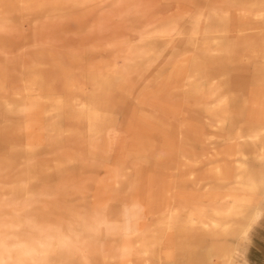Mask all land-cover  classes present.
I'll return each mask as SVG.
<instances>
[{
  "label": "rangeland",
  "instance_id": "1",
  "mask_svg": "<svg viewBox=\"0 0 264 264\" xmlns=\"http://www.w3.org/2000/svg\"><path fill=\"white\" fill-rule=\"evenodd\" d=\"M263 231L264 0H0V264H253Z\"/></svg>",
  "mask_w": 264,
  "mask_h": 264
},
{
  "label": "crops",
  "instance_id": "2",
  "mask_svg": "<svg viewBox=\"0 0 264 264\" xmlns=\"http://www.w3.org/2000/svg\"><path fill=\"white\" fill-rule=\"evenodd\" d=\"M258 236L259 239L264 242V231ZM251 259L253 264H264V249H261L258 245H255L251 254Z\"/></svg>",
  "mask_w": 264,
  "mask_h": 264
},
{
  "label": "bare ground",
  "instance_id": "3",
  "mask_svg": "<svg viewBox=\"0 0 264 264\" xmlns=\"http://www.w3.org/2000/svg\"><path fill=\"white\" fill-rule=\"evenodd\" d=\"M261 175V178L263 177L262 176V174H260ZM253 176V175H252ZM252 199H253V196H252ZM251 201V200H250ZM252 206H253V203H252V201L251 202H248V204H246L245 206H239L238 207V209H237V211L239 212V213H245L246 215H248L249 213H251L252 212ZM223 230H225L223 227H221ZM229 228V227H228ZM245 230H246V228H245ZM219 230H217V229H215V228H213V229H209V234L210 235H216L217 233H219V232H221L222 230H220L219 232H218Z\"/></svg>",
  "mask_w": 264,
  "mask_h": 264
}]
</instances>
